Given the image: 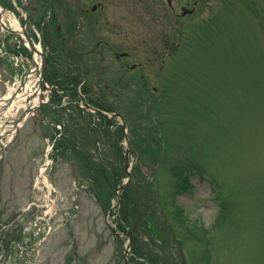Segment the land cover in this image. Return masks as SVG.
<instances>
[{
	"label": "rangeland",
	"instance_id": "1",
	"mask_svg": "<svg viewBox=\"0 0 264 264\" xmlns=\"http://www.w3.org/2000/svg\"><path fill=\"white\" fill-rule=\"evenodd\" d=\"M53 1L59 23L61 3H72ZM151 3L109 0L127 6L131 39L140 34L144 6L146 45L130 52L146 64V88L133 82L138 71L129 73V86L128 77L121 82L119 95L120 75L102 74L101 87L84 74L88 84L82 79L67 96L48 93L45 122L28 120L5 148L0 264H264V0L201 9L178 30L179 47L164 61L154 39L163 17L159 2ZM47 28L37 37L56 54L61 41ZM7 93L0 82V96ZM98 102L122 118L100 117ZM148 136L153 157L140 151ZM96 165L109 168L110 188L104 180L100 191L95 185ZM136 244L146 259L135 256Z\"/></svg>",
	"mask_w": 264,
	"mask_h": 264
},
{
	"label": "flooded vegetation",
	"instance_id": "2",
	"mask_svg": "<svg viewBox=\"0 0 264 264\" xmlns=\"http://www.w3.org/2000/svg\"><path fill=\"white\" fill-rule=\"evenodd\" d=\"M70 1L72 6H61L59 13L61 20L55 29H53V22L56 20L54 12H50L48 24H45L51 36L56 35L55 37L61 41L57 48V53L60 55L59 66H54V68L61 75L59 79L62 83L66 84L71 79L68 74L77 76L90 73L92 76L96 75L97 83L94 82V84L102 87L108 78V76L103 77L102 74L109 75V79L112 80L115 75H120L121 80L114 79V84L119 90V85L126 77H128L127 86L130 85L129 73L138 71L139 78H133V82L137 81L139 89L146 88L143 74L146 66L142 62H133L135 50L130 52L132 46L137 48L146 45V15L142 12L144 6H138L140 34L131 39L125 18L128 14L127 6H109V0H92L91 6H84L80 0ZM215 1H221L225 6L229 0H152L151 4L159 2L158 12L163 17L160 32L154 36L162 53L161 59L173 56L176 51L180 27H184L189 19L197 16L201 9L210 10ZM33 2L38 5L33 8L32 21L39 20L45 11L52 9L53 0L42 1L41 5L39 0H33ZM121 9L123 13H120ZM71 13L76 15L75 18L69 17ZM162 25L165 26L161 27ZM168 26L171 27L170 30ZM58 34L62 35L59 37ZM51 55L54 54L49 50L48 58ZM108 59L111 60L109 64L101 66L102 61ZM106 87L109 88L108 85ZM124 101L123 99L122 102Z\"/></svg>",
	"mask_w": 264,
	"mask_h": 264
},
{
	"label": "trees",
	"instance_id": "3",
	"mask_svg": "<svg viewBox=\"0 0 264 264\" xmlns=\"http://www.w3.org/2000/svg\"><path fill=\"white\" fill-rule=\"evenodd\" d=\"M148 139H149V136L146 137V138H144V139H142L143 142H147V144H146V146L143 149H140V151L143 154H144V152H148L149 151L150 155H152V157H153V155H154L153 152H150V151H153V150L150 148V146H151L152 143L154 144L155 138L153 137L151 139V141H149ZM132 144L135 146L136 143L134 141H132ZM154 148H155V151L156 150H159V146H156ZM93 169L95 171H94V173H92V178L96 181V184L95 185H98V186L102 185L101 182L104 180L107 183V186L110 188L111 187V185H110V173L108 172L109 171V168L107 166H102L101 167V166H97L96 165V167H93ZM184 182H187L188 183V180H186ZM113 188H114V190H116L117 189V185L114 186ZM179 188H180V190H184L186 188L185 183L182 184V186H179ZM101 189H102V186H100L99 191ZM181 221L183 223H185L182 219H181ZM163 242H165V241L163 240ZM166 242H168V241H166ZM134 254H135V256L137 258H144V259H146V251L144 249L138 248V244H136L134 246Z\"/></svg>",
	"mask_w": 264,
	"mask_h": 264
},
{
	"label": "water",
	"instance_id": "4",
	"mask_svg": "<svg viewBox=\"0 0 264 264\" xmlns=\"http://www.w3.org/2000/svg\"><path fill=\"white\" fill-rule=\"evenodd\" d=\"M13 34H16V32H12ZM27 35V34H26ZM27 40L29 41V44H30V46H31V48H32V53H34L35 51H37L36 50V48H35V46H34V43H33V41H32V38H30L28 35H27ZM38 52V51H37ZM38 54H39V52H38ZM42 69H44V66H45V58L43 57V60H42ZM33 64L34 65H36V63L33 61ZM43 72V71H42ZM41 82H40V84L42 83H45V80H44V78H43V75H42V73H41ZM6 102V104L4 105V106H2L1 108H0V116H3L4 115V113H6V111L8 110V108H10L11 107V105H12V102H13V99H9V100H6L5 101ZM28 111H30L29 110V108H26V113L24 114V115H22L21 117H19V118H17V119H13L12 121L14 122V125L17 127V129H18V127H19V123L22 121V120H24L25 119V117H26V115H27V113H28ZM2 138H3V135H0V140H2ZM0 156L1 155H3V148H4V145L2 144V142H0Z\"/></svg>",
	"mask_w": 264,
	"mask_h": 264
},
{
	"label": "bare ground",
	"instance_id": "5",
	"mask_svg": "<svg viewBox=\"0 0 264 264\" xmlns=\"http://www.w3.org/2000/svg\"><path fill=\"white\" fill-rule=\"evenodd\" d=\"M13 21V23H15V25H18V23L16 22V20L15 19H13L12 20ZM29 87V86H28ZM19 98H20V96L19 97H17L16 99H15V101L14 102H16L17 103V100H19ZM18 104V103H17ZM13 108V107H12ZM13 110L15 111V109L13 108ZM41 175H44V173H42L41 172ZM45 183L48 185V187H49V190H51V185L49 184V182H48V180L47 179H45Z\"/></svg>",
	"mask_w": 264,
	"mask_h": 264
}]
</instances>
